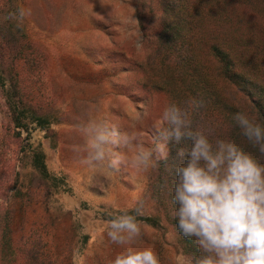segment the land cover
Listing matches in <instances>:
<instances>
[{
	"label": "rangeland",
	"instance_id": "1",
	"mask_svg": "<svg viewBox=\"0 0 264 264\" xmlns=\"http://www.w3.org/2000/svg\"><path fill=\"white\" fill-rule=\"evenodd\" d=\"M21 5L31 9L24 20L35 46L34 64L23 67V84L57 120L31 141L44 152L49 172L63 176L66 185L63 193L32 198L27 215L14 221L15 239L30 235L34 242L40 236L52 259L60 255L64 264H111L121 248L108 240L107 223L124 211L134 214L142 201V216H158L160 227L142 223L137 246L153 248L161 264H174L180 252L193 258L155 195L163 159L147 173L121 163L110 169L114 176L90 178L74 153L81 143L76 125L89 116L106 118L122 132L134 129L152 147L153 126L170 104L155 87L154 74L148 80L143 73L157 33L159 0H21ZM262 5L254 13L244 12L245 19L252 18L256 39L264 38ZM113 150L128 154L127 147ZM23 182L30 184L27 178Z\"/></svg>",
	"mask_w": 264,
	"mask_h": 264
},
{
	"label": "trees",
	"instance_id": "2",
	"mask_svg": "<svg viewBox=\"0 0 264 264\" xmlns=\"http://www.w3.org/2000/svg\"><path fill=\"white\" fill-rule=\"evenodd\" d=\"M260 2L264 13V0H159L157 33L143 73L148 80L153 79L149 73L154 74L155 87L168 95L170 104L191 110L189 101L203 99L205 106L192 110L193 128L211 130L213 143L236 142L264 164L233 120L243 110L264 123V38H255L252 18L244 14L256 12ZM19 8L21 0H0V264H64L60 255L52 259L40 236L34 242L30 235L18 240L14 236L15 219L27 215L35 195L63 193L66 185L63 176L49 172L44 152L31 141L35 132L47 133L57 120L25 90L23 67L34 64L35 46L25 20L10 18ZM191 146L189 139L168 142L155 195L184 250L194 258L202 255L196 238L183 236L172 215L179 208L172 201L177 169L189 159L187 152L183 157L178 152ZM137 219L160 227L158 216Z\"/></svg>",
	"mask_w": 264,
	"mask_h": 264
},
{
	"label": "clouds",
	"instance_id": "3",
	"mask_svg": "<svg viewBox=\"0 0 264 264\" xmlns=\"http://www.w3.org/2000/svg\"><path fill=\"white\" fill-rule=\"evenodd\" d=\"M31 9L19 8L10 18L23 20ZM191 110L171 103L153 126L152 147L136 130L120 131V126L103 117L89 116L76 125L81 143L74 148L75 159L90 178L97 173L113 175L121 163L136 172L147 173L157 160L167 159L168 142H192L186 165L177 169L178 179L172 201L179 205L172 215L178 219L183 236L195 237L202 255L194 258L183 252L174 264H264V164L236 142L216 139L213 143L199 127L193 128L192 110L205 106L203 99L189 101ZM240 135L264 157V123L256 115L238 111L233 115ZM127 147L128 154L113 150ZM155 154V159L153 158ZM113 216L107 223L108 240L121 248L111 264H161L151 247H138L143 236V202ZM175 234V233H174Z\"/></svg>",
	"mask_w": 264,
	"mask_h": 264
}]
</instances>
